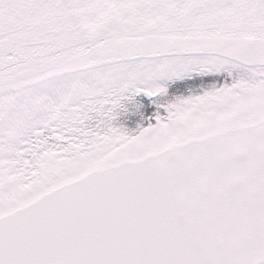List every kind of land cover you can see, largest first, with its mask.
Listing matches in <instances>:
<instances>
[{"label": "snow or ice", "instance_id": "6c2138e0", "mask_svg": "<svg viewBox=\"0 0 264 264\" xmlns=\"http://www.w3.org/2000/svg\"><path fill=\"white\" fill-rule=\"evenodd\" d=\"M0 264H264V0H0Z\"/></svg>", "mask_w": 264, "mask_h": 264}]
</instances>
